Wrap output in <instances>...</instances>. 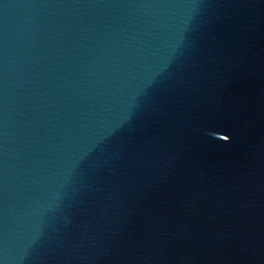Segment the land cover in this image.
I'll list each match as a JSON object with an SVG mask.
<instances>
[{
	"label": "water",
	"instance_id": "1",
	"mask_svg": "<svg viewBox=\"0 0 264 264\" xmlns=\"http://www.w3.org/2000/svg\"><path fill=\"white\" fill-rule=\"evenodd\" d=\"M0 264H264V0H0Z\"/></svg>",
	"mask_w": 264,
	"mask_h": 264
}]
</instances>
